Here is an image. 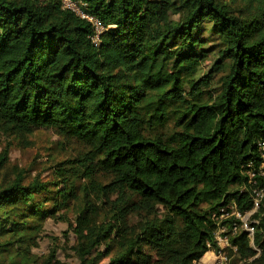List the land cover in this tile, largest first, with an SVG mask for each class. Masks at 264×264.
<instances>
[{"label": "trees", "instance_id": "1", "mask_svg": "<svg viewBox=\"0 0 264 264\" xmlns=\"http://www.w3.org/2000/svg\"><path fill=\"white\" fill-rule=\"evenodd\" d=\"M73 1L105 28L97 43L92 22L62 0H0V144L56 128L88 147V156L58 163L49 181L26 183L20 172L2 179L0 236L13 241L0 240V264L14 242L34 240L68 207L81 169L91 179L96 168L111 176L101 185L111 209L97 222L88 201L76 218L79 264L103 256L107 264H202L221 208L253 207L264 0ZM205 28L220 49L201 77ZM6 158L7 150L0 166ZM134 214L143 221L132 225ZM252 218L255 248L244 230L230 242L246 264H264V197Z\"/></svg>", "mask_w": 264, "mask_h": 264}, {"label": "rangeland", "instance_id": "2", "mask_svg": "<svg viewBox=\"0 0 264 264\" xmlns=\"http://www.w3.org/2000/svg\"><path fill=\"white\" fill-rule=\"evenodd\" d=\"M172 18L177 19L178 14H172ZM199 35L202 39L204 38V48L209 49L208 57L202 62L197 72V76L202 77L213 66L220 47L216 44L214 36L209 37L207 28ZM213 87H217V83H214ZM1 139L0 158L6 150L7 158L0 166V182L2 179H14L19 172L25 175L26 183L34 177L49 181L56 176L58 163L88 156V147L74 138L60 134L56 128H43L22 136L5 135ZM63 166L69 167L71 164ZM84 171L85 169H81L75 179L77 196L70 200L68 207L58 210L56 217L46 218L43 222V231L34 240L24 243L23 248L18 247V242H14L11 251L2 256L3 264H45L48 261H51V264H79V239L74 231L76 218L88 201L96 207L94 219L97 222L102 221L111 209L107 200L108 196L101 191V185L110 182L111 176L103 169L96 168L91 179H88ZM111 198L115 199L116 194H113ZM252 219V217L246 218L247 222ZM129 220L132 225L143 221L139 214L130 216ZM225 220H217V223L218 226L224 227L223 235H228L231 239L235 234L227 222L223 223ZM0 237L2 241H13V238H9V234ZM251 245L255 248L254 242ZM105 246L102 245L99 248L100 253L105 252ZM213 250H217V246L212 245L211 250L205 253L200 260L202 264H215L217 252ZM206 254L209 255L206 257ZM225 255L228 264H246L247 262L238 248L232 245L225 249ZM108 259L109 257L103 256L99 259V263L107 264Z\"/></svg>", "mask_w": 264, "mask_h": 264}, {"label": "built area", "instance_id": "3", "mask_svg": "<svg viewBox=\"0 0 264 264\" xmlns=\"http://www.w3.org/2000/svg\"><path fill=\"white\" fill-rule=\"evenodd\" d=\"M62 2L65 8L73 10L80 17L85 18L89 20L90 22H92L95 32H96V34L92 36V39L94 42L97 43L99 41V34L103 32L105 28L103 27V25L100 23V21L97 18L92 17L83 11L82 7H85L86 4L81 3L79 5L73 0H66L65 2L64 0H62ZM259 147L261 149L262 161H261V164L257 172L250 173V180H249V182L253 186V207L252 209L245 213H241L238 210L236 203L232 202L228 206V208L230 207L231 211H229L230 209H228L227 207H223L221 208L222 214L219 217V220L221 219L227 220V224L231 227L234 234H236L238 230H244L248 234L252 244H253L254 230H255L254 224L257 223V220L252 219L251 221L247 222L246 218L247 217L251 218L255 215V213L259 210L262 204L263 197H264V186L260 187L258 185L259 180L257 179V178L264 179V143L260 142ZM252 165L253 164L250 163V166ZM224 230H225L224 227L220 225L218 226V229L216 230L214 234V245L217 246V250H213L217 252V254H215V257L217 258L215 261V264H228L227 258L225 257L226 256L225 249L227 247H231V242H230V237L228 235H223ZM208 246L210 248L212 247L211 244H208ZM257 255H259V251L256 254V256Z\"/></svg>", "mask_w": 264, "mask_h": 264}, {"label": "bare ground", "instance_id": "4", "mask_svg": "<svg viewBox=\"0 0 264 264\" xmlns=\"http://www.w3.org/2000/svg\"><path fill=\"white\" fill-rule=\"evenodd\" d=\"M209 254H206V257L208 256ZM205 256V255H204Z\"/></svg>", "mask_w": 264, "mask_h": 264}]
</instances>
